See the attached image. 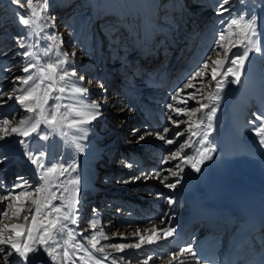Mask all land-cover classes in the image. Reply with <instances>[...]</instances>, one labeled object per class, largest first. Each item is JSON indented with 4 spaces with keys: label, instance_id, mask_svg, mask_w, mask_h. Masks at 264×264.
Listing matches in <instances>:
<instances>
[{
    "label": "bare ground",
    "instance_id": "1",
    "mask_svg": "<svg viewBox=\"0 0 264 264\" xmlns=\"http://www.w3.org/2000/svg\"><path fill=\"white\" fill-rule=\"evenodd\" d=\"M55 1H46L41 27L47 25L48 35L58 36L62 44L48 41L45 33L35 37L30 28L25 27L26 33L22 36L24 43L30 46L27 49L12 44L9 37L7 41H0V93L13 95L11 100L7 95L0 97V120L8 119L11 131L23 117L40 119L38 112L27 113L16 102L15 96L22 95L32 83L24 85L16 77L35 74L39 66L58 62L62 59L58 52L69 54V62L63 67L68 71L75 69L77 75L71 81L74 86L86 87L88 95L56 100V96L68 94L48 89L50 96L44 105L45 114L51 113L57 104L74 105L82 100L84 103L100 102L101 115L90 124L80 126L88 130L86 136L76 128L70 127L68 131L63 124L53 129L41 119L37 131L27 137L11 134L0 139V229L5 225L22 224L25 234L20 239L26 241L28 229H33V236H37L43 226L61 215L52 208L60 207L62 213L67 212V206L78 199L79 204L74 209L78 222L61 220L66 227L55 241V264H113L114 260L115 264H145V261L147 264H181V261L183 264H212L201 261L202 253L210 243L220 241L225 246L230 243L222 235L223 223L234 213V208L247 200H254L264 208V145L257 134L261 121L256 119L264 117V0H230L224 6L228 10L223 13L219 7L222 0H167L168 7L161 9L158 7L160 0H132V3L119 0L124 3L120 8L125 15L124 24L118 18H110L107 24L113 23V29L108 33H104L108 29H102L103 0H69L78 2L79 11L74 15L72 12L76 9L71 10L70 5L59 13ZM243 2L246 4L242 14L245 20L255 17L254 39L259 51L248 52L240 82L233 83L234 76L225 73L236 67L231 60L235 55H242L246 47L240 43L244 38L243 25L237 27L231 25V21L241 16L238 9ZM4 5L16 14L27 11L19 9L11 0H0V8ZM84 10H88V18L76 28L74 16L83 14ZM221 33L225 36L223 41ZM228 49L231 51L225 59ZM25 50L35 55L26 59L21 54ZM164 59L166 63L162 62ZM182 59L184 61L176 65ZM216 60H224V63L214 64ZM206 63L208 67L204 68ZM31 64L37 67L25 73L23 68ZM154 64L157 65L155 77L149 72ZM214 68L216 80L223 85L219 90L216 81L211 79ZM196 72L201 76L195 77ZM79 76L84 79L79 80ZM189 80L193 86L186 88ZM48 83L45 81L42 87L46 88ZM212 93H218L219 99L208 100ZM173 96L177 99L173 100ZM200 104L209 107L194 115L189 112ZM212 108L215 113L209 120ZM177 109L181 111L178 113ZM60 111L63 113L66 109L61 107ZM78 118L69 115V120ZM197 119L200 120L199 128L194 127ZM164 128L169 129L167 134L163 133ZM193 131L199 135L193 136ZM149 132L153 135H146L145 140L137 142L139 135ZM157 132L174 142L168 144L158 139ZM42 136L46 139H41ZM205 136L206 142L200 143ZM189 137L191 147L186 144ZM21 140L25 144H21ZM77 145H82L83 151H79ZM181 145H185L181 157L197 158L206 147L214 151L209 153L211 159L200 164V171L196 172L181 158L170 159ZM29 152L33 156L44 154L45 169L32 163ZM61 152L67 156L64 162L59 161ZM52 164L75 165V170L69 169L63 175L50 174L49 191H43L46 186L43 173ZM129 164L132 166L128 167ZM177 164L183 171L176 167ZM169 169L179 175L172 176ZM157 172L161 173V178L168 177L165 183L176 180L179 183L174 189L165 187L155 178L117 183L134 176L154 177ZM72 179L79 180L78 191L68 183ZM63 186L69 191L65 192ZM20 190L30 195L19 199L10 197L11 207L9 200L2 199L9 192L19 196ZM51 192L63 199L47 204ZM169 200L173 203L169 204ZM17 208L23 209L19 216L14 215ZM4 211L7 216L3 215ZM24 216H29L28 221ZM32 216L36 218L35 223ZM209 220L217 223L213 229H209ZM189 221H193L191 226L179 233ZM93 222H96L95 229L91 227ZM168 228L174 230L170 236L164 234ZM194 228L203 230L202 240L197 244ZM69 230L74 236L71 240L67 235ZM101 231L103 236L99 234ZM94 233L96 240L92 243L96 248L89 243ZM11 234L15 236L14 232ZM7 235L9 231L5 230L4 236ZM141 236L145 241L151 237L154 242L142 243ZM138 243L139 248L118 250L112 247ZM101 248L103 251L98 250ZM186 248L195 253V258L188 253L180 255ZM65 249L70 254L68 258L63 256ZM39 256L40 264H53L46 254Z\"/></svg>",
    "mask_w": 264,
    "mask_h": 264
},
{
    "label": "snow or ice",
    "instance_id": "2",
    "mask_svg": "<svg viewBox=\"0 0 264 264\" xmlns=\"http://www.w3.org/2000/svg\"><path fill=\"white\" fill-rule=\"evenodd\" d=\"M11 2L16 5L19 9H27L24 13H18V22L23 25L25 28H30L33 31H35L38 28H41V21L44 19L43 13L46 11L47 8V2L46 0H43V2H40V0H37L36 3H34V0H11ZM37 3H39V7H37ZM230 3V0H222V3L220 4L221 13L224 11H227L228 9L225 8V5H228ZM231 25H235L237 27H240L243 25V39L241 40V45L246 47V51L242 55H235L234 58L231 60V63L233 65H236L235 68H229L227 70V74H231L234 76L233 83H239L240 82V76H241V70L244 67L245 59L248 56L249 51H259V47L256 45V41L254 37L256 36L255 31V17H253L250 20H245L243 16H240L238 19H233L231 21ZM17 41V44L19 48L21 49H27L30 47L29 45H26L24 43V37H17L15 38ZM48 39L52 40L54 43L56 41H59V43L62 44V39L59 38L56 35H52L48 37ZM225 39L224 33H221L220 40L223 41ZM58 47V45H57ZM231 49H228L224 53L225 59H227L229 52ZM26 59L34 56L35 54L32 52H29L25 50L23 53H21ZM58 56H61L62 59H60L56 63H47L46 65L39 66L38 71L35 74H29L26 77H16V80L24 85H29L30 82L31 86L25 90H23V94L19 96H15V100L17 103L23 106L24 110L27 113L34 114L39 113L40 119H33L32 116H26L19 120L18 125L11 128V131H9V124L10 121L8 119H2L0 120V133H3V135H0V139H4L6 136L11 134H17L23 137L29 136L31 133L36 132L40 123L41 119L44 123L48 124L49 127H52L53 129L58 128L61 124H64L67 122V126L71 128H76L80 132H82L85 136L87 134V129L80 127L81 125L90 124L92 121L96 120L100 115V108L101 103L100 102H91V103H84L82 100H78L76 104L74 105H60L57 104L54 106V110L49 113L45 114V108L44 105L47 103V100L49 99L50 93L48 89H51L53 92H59L61 94H68L67 96H56V100H60L62 98H76V97H86L88 95V89L83 86H74L71 78L75 77L77 75L75 69H72L71 71H68L63 66L69 62V54L67 52H58ZM72 56H75V53L71 54ZM214 64L222 65L224 63V60H216L213 61ZM37 67V64H31L26 65L23 68V71L25 73L30 72V68ZM207 63L204 65V68H207ZM201 73L196 72L195 77H200ZM216 69L214 68L212 71V80L216 81V88L219 90L222 88V82L216 80ZM58 77V78H57ZM193 77V79L195 78ZM79 80H83V76H79ZM45 81H48L47 87H42L45 83ZM56 85H59L56 87ZM192 80H189L188 84L185 85V87H192ZM101 87H103L101 85ZM13 91H16V89H13ZM41 92L42 95L38 96L37 93ZM7 95L8 99H13L12 93H0V97ZM189 95L195 96V93H190ZM173 100H176L177 97L173 96ZM208 100H218L219 95L218 93H212L207 97ZM61 107H64L66 109L65 112L61 113L60 109ZM168 107L171 109L173 106L170 104ZM208 104H200L198 108L189 110L191 114H196L200 111H202L205 108H208ZM181 110L177 109V112L179 113ZM215 113V108L211 109V113L208 116V119H212V115ZM189 114V113H185ZM69 115H75L76 117H79L78 119H71L69 120ZM257 120L261 121V126L257 129V134L261 136L260 143L264 145V117L257 116ZM31 121V123H30ZM178 123V122H177ZM27 125V127H25ZM190 126V130H191ZM195 128L200 127V120L197 119L196 124L194 125ZM135 131V130H134ZM169 132L168 128L163 129V133L167 134ZM161 134L160 132L155 133L158 139L164 140L168 144H172L174 141L172 139H166V135ZM151 136L153 133L149 132L145 135H139L137 142L145 140V136ZM177 135H180V133H177ZM193 136L199 135L198 132L193 131ZM41 139H46V137H41ZM191 137H189V142H186L187 146L191 147ZM206 142V136L204 140H201L200 143ZM21 144H25L24 140L20 141ZM79 151H83L82 145H77ZM185 145H181L180 149L173 153L170 157V159H177L181 158L183 163H190L191 167L196 171H200V164H202L205 160L211 159V156L209 155L210 152L214 151V148L206 147L203 149V151H200L197 158H194L192 156H183L181 157V152H183ZM29 156V159L32 161L33 164H36L39 169H45V165L42 163L43 160V153H41L39 156H33L31 152L27 153ZM165 163L168 162L166 159L164 161ZM132 165H128V167H131ZM177 168H179L181 171L183 169L181 168L180 164L176 165ZM69 169L72 171L75 170V165H69L68 167H65L63 164H52L50 167H47L46 171L43 173V178L45 180V188L42 189L43 191H49V188L47 185L51 182L50 174H58L63 175L64 173L68 172ZM172 176H178L179 173L172 171L171 169L168 170ZM150 179L155 178L160 180L162 184L165 185V187L174 189L176 185L179 183V180H176L175 182L171 183H165V181L168 179L167 176H164L161 178V173L157 172L154 177L149 176H134L131 178V180H120L117 181V183H129L135 180L140 179ZM19 179H23L22 177ZM70 185L73 186L74 191H78L76 186L79 184L78 179H72L68 181ZM21 185H16L15 187H20ZM62 186V185H59ZM64 191L68 192L69 189L67 186H63ZM37 191H41V189H37ZM30 195V193L21 192L19 193V196H13L12 192H9L6 196H4L3 200H9L11 197L12 199H19L20 196ZM56 199H63V197H58L55 192H51L50 198L46 201L47 204H51L52 200ZM33 203H36L33 201ZM169 204L173 203L172 200L168 201ZM79 204L78 199L74 200L73 203L69 204L68 211L67 212H61L60 207H54L52 208L53 212L61 213L60 216H58L54 220H50L46 226H43V231L39 233L37 236H33V229L27 230V240H21L20 238L24 236L23 229L25 228L22 224L12 225L8 226L5 225L3 229H0V260L3 261V264H40V256L39 254L43 253L46 254L52 261L53 264H55V261L57 259V251L55 247V241L58 235H60L63 232V229L66 227L65 224L61 223V220L63 221H70L72 224H76L78 222V219L76 218V213L74 209L77 208ZM9 206L11 207V202L9 200ZM23 211L22 208H17L14 215L19 216L20 212ZM31 211V210H29ZM36 211H40L39 205H37ZM4 216H7V211L3 212ZM23 219L25 221H28L29 216H24ZM33 223H35V216L31 217ZM91 227L93 229L96 228V222H93ZM5 230L9 231V235L6 237L4 236ZM36 231L39 232V229H36ZM173 229L168 228L164 230V234L166 236H170L173 233ZM15 233V236H13L11 233ZM101 236H103V232L101 231L99 233ZM69 240L73 239V232L71 230L67 233ZM107 238V237H104ZM141 242L146 243H153L154 241L151 239V237L148 238L147 241L144 240V237L141 236ZM96 240V234L94 233L89 238V243H91L92 248H96V244L92 243V241ZM30 241V242H29ZM141 245L135 244V245H112L113 248H116L118 250H122L125 247H136L139 248ZM81 248H83V245H80ZM86 250V249H85ZM99 251H103V249H98ZM87 251V250H86ZM185 253H188L195 258V253L190 249H182L180 252V255H184ZM69 252L65 249L63 252V256L65 258L69 257ZM113 264H115V260L113 261ZM145 264H147V261H145ZM181 264H183V261H181Z\"/></svg>",
    "mask_w": 264,
    "mask_h": 264
},
{
    "label": "rangeland",
    "instance_id": "3",
    "mask_svg": "<svg viewBox=\"0 0 264 264\" xmlns=\"http://www.w3.org/2000/svg\"><path fill=\"white\" fill-rule=\"evenodd\" d=\"M46 1H48V0H46ZM77 1V0H76ZM118 1V2H117ZM132 0H130V2H131ZM56 2V4L58 5V8L60 9V10H58V12L60 13L61 12V10L62 9H67L68 8V6L70 5V6H72V9L71 10H75V11H73L72 12V15H74V14H77L78 13V11L79 10H77V3L78 2H73V1H69V0H56L55 1ZM132 3V2H131ZM168 1L167 0H160V2L158 3V7H159V9H161V8H165V7H168ZM122 4H124V3H122V2H120L119 0H103L102 1V7H101V9H102V13H103V15H104V20H103V23H102V29H108V31H106V32H104V33H108L109 32V30H112L113 29V23L112 24H107L109 21V19L110 18H118L119 19V21L121 20V22L123 21V19H124V17H125V15L120 11V8H121V5ZM162 4V5H161ZM167 4V5H166ZM119 5V6H118ZM242 7H241V9L239 8L238 9V12H239V15H241L242 16V14H244L245 13V9H246V4L243 2L242 4ZM133 7V6H132ZM122 8L123 9H125L126 8V10H127V7H125L124 5L122 6ZM70 10V11H71ZM85 12L83 13V14H81V15H76V16H74V18H75V24H76V28L79 26V23L84 19V18H88V12H86V11H88V10H84ZM104 11V12H103ZM76 12V13H75ZM58 13V14H59ZM86 13V14H85ZM15 14V15H14ZM240 17V16H239ZM238 17V18H239ZM237 18V19H238ZM77 20V21H76ZM115 19H113V21H114ZM123 23V22H122ZM124 24V23H123ZM107 26V27H106ZM98 27H100V26H98ZM124 27H126V25H124ZM95 30L97 31V29L95 28ZM126 30H128L127 28H126ZM33 35H35V37H36V35L38 34V33H45V35H46V37H45V39H47L48 41H49V39H48V37H50L49 35H48V26L47 25H43L41 28H38V29H36L35 31H33L32 29H30L29 30ZM28 31V32H29ZM24 32V33H23ZM75 33H76V30L74 31ZM26 32H25V30H24V26L23 25H21L19 22H18V16H17V14L15 13V12H13L10 8H9V6H7V5H4V6H2L1 8H0V41H7V37H9L10 39H11V41H12V44H17L16 42V39L15 38H17V36L18 37H21L23 34H25ZM35 33V34H34ZM92 38H93V35H92ZM105 39V38H104ZM122 40H123V38H122ZM88 42H89V45L90 46H92L93 45V42H92V40L89 38L88 39ZM54 53V48L52 47V50H51V56H52V54ZM150 59H151V56L149 57ZM154 58H155V56H154ZM166 61H167V59L165 60H162V62H164V63H166ZM184 61V59H182V60H178L177 62H176V64H178L179 65V63L181 64L182 62ZM163 64V63H162ZM157 65L156 64H154V65H152L149 69H150V74L152 75H154V77L156 76V70H157V67H156ZM153 77V78H154ZM86 83H88L87 81H86ZM0 90H1V88H0ZM123 128V126H121V128H120V130ZM21 192H25L24 190H20V193ZM9 202V201H8ZM82 204L80 203V206H81ZM21 207H23L22 205H21ZM104 209H106V208H104ZM148 220H150V219H148ZM195 229V231L197 230V228H194ZM194 233H196V232H194Z\"/></svg>",
    "mask_w": 264,
    "mask_h": 264
}]
</instances>
